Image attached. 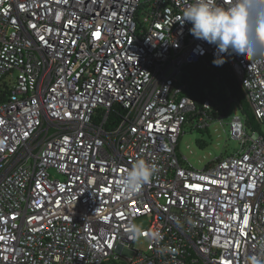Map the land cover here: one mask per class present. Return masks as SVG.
I'll return each mask as SVG.
<instances>
[{
	"label": "built area",
	"instance_id": "2783aa9c",
	"mask_svg": "<svg viewBox=\"0 0 264 264\" xmlns=\"http://www.w3.org/2000/svg\"><path fill=\"white\" fill-rule=\"evenodd\" d=\"M187 3L0 0V264H264V63L224 54L258 129L233 116L238 148L183 165L181 74L216 52ZM138 158L158 171L132 196Z\"/></svg>",
	"mask_w": 264,
	"mask_h": 264
},
{
	"label": "clouds",
	"instance_id": "9594fccd",
	"mask_svg": "<svg viewBox=\"0 0 264 264\" xmlns=\"http://www.w3.org/2000/svg\"><path fill=\"white\" fill-rule=\"evenodd\" d=\"M180 22L191 23L189 32L194 38L216 46L215 66H222L227 59L224 54L229 52L264 63V0H188ZM157 171L154 163L138 158L120 176L119 186L134 196Z\"/></svg>",
	"mask_w": 264,
	"mask_h": 264
},
{
	"label": "trees",
	"instance_id": "16d2710c",
	"mask_svg": "<svg viewBox=\"0 0 264 264\" xmlns=\"http://www.w3.org/2000/svg\"><path fill=\"white\" fill-rule=\"evenodd\" d=\"M213 59L204 57L183 68L181 74L183 93L191 98L194 104V111L188 115L187 121L193 122L194 118L205 110L203 107L205 100H208L211 106L220 105L225 111L230 102L235 101L246 126L257 130L258 123L230 65L226 61L222 66H215L212 63ZM207 111L203 115L207 122H210L215 113Z\"/></svg>",
	"mask_w": 264,
	"mask_h": 264
},
{
	"label": "rangeland",
	"instance_id": "374dc122",
	"mask_svg": "<svg viewBox=\"0 0 264 264\" xmlns=\"http://www.w3.org/2000/svg\"><path fill=\"white\" fill-rule=\"evenodd\" d=\"M219 105V104H217ZM240 113L237 103L231 101L225 111L220 105L216 116L210 120L204 128H196V119L187 121L182 128L178 142L177 154L181 157L183 165L201 169L211 160L225 156L239 147V140L230 134L229 123L233 116ZM137 229L145 228L148 225L146 217L134 220ZM147 241L138 238L135 241V248L146 249Z\"/></svg>",
	"mask_w": 264,
	"mask_h": 264
},
{
	"label": "snow or ice",
	"instance_id": "6c2138e0",
	"mask_svg": "<svg viewBox=\"0 0 264 264\" xmlns=\"http://www.w3.org/2000/svg\"><path fill=\"white\" fill-rule=\"evenodd\" d=\"M96 35H99V33H97Z\"/></svg>",
	"mask_w": 264,
	"mask_h": 264
}]
</instances>
